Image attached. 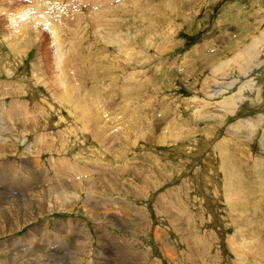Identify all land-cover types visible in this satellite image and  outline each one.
I'll list each match as a JSON object with an SVG mask.
<instances>
[{
  "label": "rangeland",
  "instance_id": "rangeland-1",
  "mask_svg": "<svg viewBox=\"0 0 264 264\" xmlns=\"http://www.w3.org/2000/svg\"><path fill=\"white\" fill-rule=\"evenodd\" d=\"M258 37L264 0H0V264H264Z\"/></svg>",
  "mask_w": 264,
  "mask_h": 264
},
{
  "label": "crops",
  "instance_id": "crops-1",
  "mask_svg": "<svg viewBox=\"0 0 264 264\" xmlns=\"http://www.w3.org/2000/svg\"><path fill=\"white\" fill-rule=\"evenodd\" d=\"M250 22V20H249ZM251 45L250 50L251 49H255L256 50V46L255 43L253 41H251L249 43ZM254 50V51H255ZM254 51L251 50V53H253ZM216 52V51H214ZM239 53V52H238ZM242 53V52H241ZM252 144H243L241 145L240 143H234V145L232 147H234L235 149H232L233 151H235V153L233 154L234 157L236 158V161H238L239 165H243L240 172H241V176L244 178V180H249L252 178V164H253V152H252ZM220 163V162H219ZM219 165L217 166L216 170L218 169ZM219 177H221V175L219 174ZM131 258H135V259H141L142 256H130Z\"/></svg>",
  "mask_w": 264,
  "mask_h": 264
},
{
  "label": "bare ground",
  "instance_id": "bare-ground-1",
  "mask_svg": "<svg viewBox=\"0 0 264 264\" xmlns=\"http://www.w3.org/2000/svg\"><path fill=\"white\" fill-rule=\"evenodd\" d=\"M254 43H255V46H256V50H255V52L253 53V54H251L250 56H248V61L250 62V63H253V61L255 60V59H257L258 57H259V54H257L256 52L257 51H259V48H257V45L259 44V47H263L264 46V42H262L263 41V38L261 37H258V39L257 38H255L254 40H252ZM232 60V59H231ZM230 60V61H231ZM246 60H247V58H243V60H242V63L243 64H246ZM234 61V60H233ZM232 61V62H233ZM262 62H264V60L262 59L261 60V62L259 63L260 65H261V63ZM217 91V90H216ZM214 92L215 94H219V92ZM224 91V90H223ZM233 103V102H232ZM231 102L229 103V104H232ZM226 105V104H225ZM229 107V106H228ZM220 111H221V109H220ZM209 116H210V114H208ZM214 115V114H213ZM221 115V114H220ZM203 116V115H202ZM56 171H57V168H54V177L56 178V179H59L58 178V174H55L56 173ZM57 188V187H56ZM55 191H56V189H55ZM57 192H58V190H57ZM233 209V208H232ZM232 211V210H231ZM245 256V255H244ZM246 257V256H245ZM128 263V262H127Z\"/></svg>",
  "mask_w": 264,
  "mask_h": 264
}]
</instances>
